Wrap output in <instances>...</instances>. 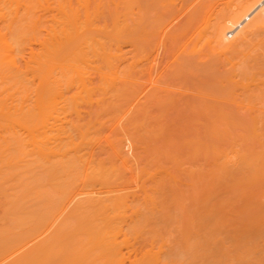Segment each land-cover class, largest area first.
I'll list each match as a JSON object with an SVG mask.
<instances>
[{"label":"bare ground","instance_id":"1","mask_svg":"<svg viewBox=\"0 0 264 264\" xmlns=\"http://www.w3.org/2000/svg\"><path fill=\"white\" fill-rule=\"evenodd\" d=\"M135 3L142 11L138 0H0V193L4 196L0 195L9 205L7 215L22 222L5 230L0 253L18 249L7 264H107L114 255L121 258L120 264L125 258L128 264H170L175 257L174 264H264V120L260 127L258 118L250 119L258 113L254 108L261 107L249 108L255 115L248 114L251 121L242 123L239 120L247 117L243 113L238 118L234 104L246 103L245 98L229 92L230 97L223 99L236 108L231 112L238 120L233 117L223 129L219 124L227 113L220 105L214 107L215 102L209 111L202 109L203 116L194 113L200 111L195 107L196 118H180L172 125L131 118L132 114L123 121L120 114L130 101L131 87L126 84L130 70L125 45L133 39ZM230 4L214 15L211 27L203 24L199 35L195 33L197 42L203 38L216 53L234 51L229 50V56L234 53L236 61V53L240 55L245 46L239 42L250 40L254 48L251 39L264 30V0ZM142 15H137L135 24L144 23ZM226 31H233L228 36L236 38L228 40ZM263 48V53L245 54L253 63L243 57L241 65L247 61L244 58L249 63L241 70L237 66V80L249 78L245 84L240 81L243 86L256 75L255 82L264 76H259L264 74ZM231 73L234 80L236 72L233 78ZM246 90L242 92L248 93L246 104L253 103L257 95L250 87ZM211 95L216 103L221 101ZM118 114L123 122H118L121 128L116 123L117 134L104 141L108 150L102 142L103 128ZM125 139L133 147L132 158L122 147ZM16 186L19 191L9 192ZM160 216L178 217L171 225L182 231L174 236L171 227L164 228L170 236L163 238L181 239L176 240L178 245L174 240L175 249L159 248L175 256L162 253L164 260L172 258L163 262L156 246H167V241L155 235L165 233H155L164 226L158 223ZM152 218L157 229L147 234L145 227ZM198 219L204 224L200 226ZM195 230L211 233L198 238ZM148 251L153 256L148 257Z\"/></svg>","mask_w":264,"mask_h":264},{"label":"rangeland","instance_id":"2","mask_svg":"<svg viewBox=\"0 0 264 264\" xmlns=\"http://www.w3.org/2000/svg\"><path fill=\"white\" fill-rule=\"evenodd\" d=\"M141 1L142 0H140V1L138 0V2H140L139 3L140 7L138 9H142V11L137 10L136 6L134 7V5H137L138 3L133 4V13H134L133 16L134 17H132V19L135 20V22H136V20L138 19L137 15H142V13H144V15H142V16H144V23H142V21L139 22V20H138L137 24H135V22H132L133 20L131 21L133 23V24L131 23V26H132L131 28H133V29L135 28L134 33H133V29H132V32L130 30L131 37L133 39H128L129 41L131 40V42L128 41L127 44L125 45V49L127 48L130 51L129 52L127 50L128 51L127 54L129 56L126 55V60L128 63L125 62L129 66V70H130V76H128V78L130 80H127L129 85H128V83H126L127 86H131L130 88H128V90H130V92H129L130 95H127V97L129 96L128 99L130 101L125 106H123V109L121 111L122 114H120L121 117L125 116L124 120L121 119L120 115L118 114L119 116L116 115L117 117L114 116L115 118L112 121L110 120L112 122V124L107 125V124L111 123L109 121H108L109 123L108 122L106 123V125L104 126L105 128H103L104 131L102 134L103 135L102 136V142L104 143V141H106V139H109L110 138L109 135H112V137H113V133L117 134L115 132H117L118 129L116 128L117 130L114 129L115 131H113V126L115 128L116 123H117L116 125H118V122H120V124H121L123 121H126V119L128 118V117L126 118V116H128V115L130 116L132 114L131 118L134 115L133 118L144 119V120L153 121V122H163V123L167 122L170 125L171 122L173 124L174 123L176 124L177 121H180V118L186 119L189 117V120H191V119H193L192 117H195L204 108H207V109H204V111H206V110L209 111V109H210L209 107L212 108L211 103H214V102H215V104L213 105L214 107H217V105H220L221 107L220 106L219 107L223 110V112L227 113L226 116L224 117L223 121H221L222 124H219L220 125L219 127L221 129H223L224 127L226 128V127L230 126L233 122V120H231L233 117L236 118V121H237L238 120L237 117L239 118L240 116L243 115V113L246 115V116L244 115L245 117L243 116L244 119L246 117L247 118H246V120H242L241 118H243V117H240V119L242 120V121L239 120L240 122L246 123L245 121H251V120L252 121L255 120L254 122H256L257 118H258L259 122L257 121L256 124L259 123L258 125L262 126L263 124H260V123H262V121L264 120V76H263L264 74L259 75V76H263V77L259 78L260 80L258 79V81H257L258 83L254 81L255 79H257V78H255V77H257V75H256V76H254V78H252L253 80L250 78V80H252L250 82L251 85L249 84V82H247L248 85L246 84V86H249L250 89L252 90L251 91L252 93L251 92L250 93L257 95V97H255L256 95L250 96L251 98L255 97V99L253 98L255 101H253V103H250L253 105H250L249 103L246 104L247 103L246 97H248V93H247V95L242 93V92H249V90H246V89H249V87L247 88L246 86L242 85V83L245 84L244 82L248 81L249 78H247L245 81H243V80H240L241 78L237 80V77H239V75H240V72H239V70H241L240 67H244L247 63H249V60L251 61L253 59L252 57H248V56L251 53H252L251 55H255L253 53H257L259 51L258 50L255 52L252 50L254 48H255L254 50H256V48H258L261 45V43L263 44L262 40H264V39L260 40L261 41L260 44H258L260 41L257 39H261L264 37V35H263L264 30H260L258 32V33L262 32L261 36H259V37H256L254 34H252L254 37L257 38V39H255V38L251 39V41H254V43H255V44L252 43V44H254V48H253V46H251L250 40H247L248 43L250 42L249 43L250 46L247 45L248 50L246 49L247 52H250L249 55L247 54V52L246 53L243 52L245 50L244 47L248 43L245 44L243 41H242L243 43H241V41L240 42L237 41V43L239 42V45L237 44L238 46H244L245 45L244 47H242L243 48L242 53L244 55L241 52H240V55H238L239 53L235 52L237 54L235 56H236V58H238L236 61H238V62L234 61L235 57L232 56V54H234V53H231L234 51H231V49H229L231 51L230 52L231 56H229V50H227L228 52L225 51L226 53L222 52V54H221V51H220V53H218L219 51H217V53H216V51H215L216 49L213 51V49H212L213 44L209 43L211 45L210 46V45L204 43L203 38H200L197 42V38L199 37L198 36L199 35L198 34L199 28L203 27L204 25H208V24H210V26H207V27L208 28L211 27V25H213L211 23H214L216 21L215 16H217V15H215V14H218V12L222 14V12L226 11V9L230 3L233 4L234 2H237L238 0H235V1L234 0H144L145 3L143 1H142L143 2L142 3ZM232 1H234V2H232ZM143 4H144V6H143ZM158 9H159V11H158ZM134 11L138 12L139 14H135ZM139 11L142 13H140ZM135 16H136V18H135ZM249 16H251V14ZM208 17H209V19H208ZM155 18H158V19H155ZM206 23H208V24H206ZM138 24H139L140 28L137 26ZM134 25H136V26H134ZM195 25L198 27H196ZM208 28H207V30H208ZM208 31H205V32H208ZM226 33H227L226 36H228L229 34H233V31L232 32L226 31ZM258 33L256 32L257 36H258ZM138 35H140V36H138ZM168 35H170V36H168ZM207 35H209V34H207ZM149 36H151V37H149ZM146 37H147V39H146ZM234 37H235L234 35H231V36H228L226 38H228V40L231 41L232 39H234ZM136 38H138V39H136ZM246 39H249V38H246ZM254 39L257 41H255ZM237 40H241V39L237 38ZM242 40H244V39H242ZM233 42H235V41L233 40ZM242 44H244V45H242ZM234 45L235 44H233L234 50L238 49V48H236L237 46L235 47ZM256 46H258V47H256ZM239 48H241V47H239ZM261 48H263L262 45H261ZM261 48L260 47L258 48V49H260V51L258 53L262 52ZM263 51H264V48H263ZM237 52H238V50H237ZM245 54H247L248 56H245ZM260 55L262 56L263 54H260ZM222 56L225 58H223ZM239 56H241V57H239ZM243 57H246L249 60L244 58L247 61H245L246 62L245 64L241 65L243 63L242 61H244V60L241 61V59H243ZM254 57H256V56H254ZM226 58H230V60H232V61H230V60L229 61L232 62L233 64L232 63L229 64V61L227 62V60H224ZM239 62H241V63H239ZM251 62L253 63V61H251ZM238 63H239V65H238ZM252 63H250L251 64L250 67L255 68V66L252 65ZM231 64H232V67L235 65V67H233V68H235L233 71L236 72L235 76L232 74L234 72L231 73V70H232V68L230 67ZM228 66H229V68H228ZM237 66L240 68L239 70H238ZM225 68H227V69H225ZM254 68H253V70H255ZM127 70H128V68H127ZM236 70H238L239 73H237ZM230 73H231L232 78H233V76H234V78L236 76L237 77L234 80H232L231 78H229ZM237 74H239V75H237ZM128 75H129V72H128ZM242 79H243V77H242ZM232 81H234L235 83ZM240 81H242V83ZM130 82L132 84H130ZM230 82H232L233 88L230 87V85H232V84H230ZM236 82H238V83H236ZM237 84L238 85L240 84V86H238ZM239 87L241 88V90L239 89ZM242 87L245 89L242 90ZM234 88H235V90H234ZM244 90H246V91H244ZM239 91H241V92H239ZM229 92H231V94H233V95L230 94L232 97L236 95L235 97H237L238 99L239 98H241V99L245 98V101H243V102H246V103H244V104L241 103L239 105L234 104V106L237 105L236 108H238L237 109V115H238L237 117H235L234 113L231 112L232 109L234 110V111L232 110L233 112H236V108L235 109L232 108L233 107V106H231L232 103L228 102V101L225 102L226 99H223V98H226L224 96L228 95ZM250 93H249V95H250ZM211 94H215V96H216L215 98L219 99V101L220 100L222 101V99H223L222 103H220L221 101L216 103V99L215 100L213 99L214 95L212 96ZM240 94H241V96L244 94L245 97H244V95H243V98L240 97ZM209 97L210 98L213 97V98L209 100ZM229 97H227V98L229 99ZM211 100H213V101H211ZM256 100H257V103H256ZM125 102H127V100ZM137 102H140V103H137ZM206 102H208V103H206ZM202 103L205 105H208V106L205 107V105H203ZM254 103H256V104H254ZM255 105H256V107H261V108H259L261 111L257 110L258 108H254ZM241 106H242V108H241ZM244 106L246 108L247 107L248 108L246 109ZM195 107L200 109V111H197V110L194 111V113L198 112L196 114L192 113V111L194 110ZM190 108H193V109H190ZM249 108L250 109L254 108L253 111L258 112L260 115L258 113H256V114L259 117H257V115H255V113H253ZM189 109L191 110V112ZM242 110H244V111H242ZM204 111L201 112L202 115L201 114H199V115L203 116V114H205L207 112V111L206 112H204ZM241 111H242V113H241ZM246 111L247 112L251 111L252 114H251V112L247 113ZM238 112H240V113H238ZM239 114H242V115H239ZM248 114L249 115H255L256 119L253 117H250V119L252 118L250 120L248 118L249 116H247ZM235 115H236V113H235ZM198 116H197V118H198ZM119 117L123 121H121L119 119ZM116 118H118L120 121H118V119H116ZM115 119L117 120V122L115 121ZM182 119H181V123L186 122L185 120L183 122ZM224 120H226L227 123ZM223 123H224V125L225 124H227V125L223 127ZM250 123L253 124V122H250ZM124 124H125V122L123 123V125ZM118 126L121 128L120 125H118ZM259 126L256 127L257 130H258ZM260 127H259V129H260ZM249 128L251 129L252 127L249 126ZM262 129H263V127H262ZM104 146H105L104 148H107V143L106 144L104 143ZM122 147H123L125 153L127 154V156L132 158L133 154H134V152H132L133 147L131 146V143H130V141H128V139H125L123 141ZM107 149L109 150V147ZM262 171H264V166H263ZM262 174H264V172ZM261 177L263 178V175ZM255 184L259 185L260 183H259V181H257V183H255ZM10 187H12V186H10ZM16 187L17 188H15V189L9 188L10 189L9 192H15V190L19 191L18 189H20L19 188L20 186H16ZM6 188H8V187H5L4 191L7 192L9 189L5 190ZM1 195L4 196L3 194H1ZM2 196H1V198H2ZM1 198H0V239H2V238L5 239V236H6L5 230H7V229L9 230L10 228L14 229L15 223H17L20 226V225H22V222H20L21 223L20 224L18 221L14 220L13 218L11 219L10 216L7 215V212H5V211L8 209L6 206H9V205H8L7 201L4 199V197L2 199ZM1 201H3V202H1ZM3 206H5V207H3ZM4 213H6V214H4ZM157 218L160 221V222H158V223H160V226L164 225L163 227L161 226L162 230H161V228H159L160 226H158V228L160 230H158L156 228L158 223H154L153 220H155V218H152L151 223L149 221V225L151 227L149 225H148V227H145V228L149 229V230H146L145 233L153 234L154 233L153 230H156V229L157 230L155 233H157V231L158 232H160V231L164 232L165 227H167L166 228L167 231H169L168 229H170V227H171L169 232H172L171 230L174 231L175 228H174V226L172 227L173 223L171 225V221L174 220L175 218L179 219L176 216H175V218L172 217V220L170 219L169 216H160ZM176 221H177V223H176ZM176 221H173V222H174V225L176 223L175 226L178 227V225H177L178 220H176ZM196 221H195V223H196ZM198 221L201 223L200 226L202 225V222L204 224V221L201 222L200 219H198ZM198 221H197L196 225L198 224ZM17 224L15 226L16 228H17ZM205 227H208V226L205 225ZM212 227H209V228L211 230H214L215 228L214 227L212 228ZM177 229H178V231H174L173 233H170V235L175 233L174 234V236H175V235H177V232L178 233L182 232L180 230V228H177ZM200 229H202V230L205 229V231H206L208 228L203 229V226H202V227H200ZM150 230H152V232H150ZM202 230H199V232H198V230H195L196 235L198 234L197 235L198 238L200 236L199 234L204 233V235H206L205 237H207V235H208L207 233L210 232V230H209V232H205V231L200 232ZM15 231L17 232V229L14 230V232ZM169 232L167 234H169ZM159 234L158 233L155 234L156 237L160 238V239H166L167 242L165 244H167V246H161V247L156 246L157 249H159V248L163 249V247H167L169 250L170 246L173 249L177 248V247H172V245L173 246L178 245L177 241H180L181 238H179V237L176 238V237L172 236V238L173 237L175 238V239L174 238L173 239L177 243L176 245H174L175 244L174 240L172 241V239L167 238L170 235L167 236L166 231L163 234V236L160 235L162 237L157 236ZM164 235L167 237L163 238V237H165ZM145 236H146V234H145ZM151 236H149V237H151ZM178 236L181 237V235H179V234H178ZM201 236L203 237L202 234H201ZM201 236H200V238H201ZM169 241L171 242L170 244H169ZM172 242H174V243L172 244ZM154 248H155V246H154ZM155 249H151V253L153 255H154V253H156V256H158V254L160 255V253H158V252H161L162 258L160 256H159L160 259L158 258L161 262L165 261L166 259H167L166 261H168L171 257L173 258V256H174L173 254H171L172 253L171 250L169 253L166 251L167 249H165V252L168 253V254H165V252H163V250H161V249L157 250L158 252L152 251ZM17 251H18V249H16V250L15 249H13V250L9 249L8 252H6L5 254L3 252H1L0 253V264H7L6 261L13 258L15 256V254L17 253ZM121 251H123L122 252L123 254H126L124 251V248H121ZM132 252L134 254L138 255V253H136V251L135 252L131 251L130 252L131 255H132ZM149 252L150 251H148V253ZM151 253H149L150 255L148 254L149 255L148 257L153 256V255H151ZM162 253H164L165 255H169V256L172 255V256L171 257L165 256V260H164L163 259L164 256ZM2 255H3V257H2ZM126 255H124V256H126ZM175 255H177L176 250H175ZM115 257H116V255L113 256V258H112L113 261H110L112 259L109 260L106 257L107 259H106L105 263L108 262L107 260H109V262H110V263L108 262L109 264H114V263H112L115 261L114 259H116L115 263H119V261L117 262V260L121 259V258H115ZM117 257H119V255H117ZM172 260L173 261H169V262H171L170 264H174V261L175 260L177 261V258L175 257V260H174V258ZM176 261H175V263H176ZM123 262H125V263L127 262L126 258L123 260ZM125 263H123V264H125ZM127 264H128V262H127Z\"/></svg>","mask_w":264,"mask_h":264}]
</instances>
